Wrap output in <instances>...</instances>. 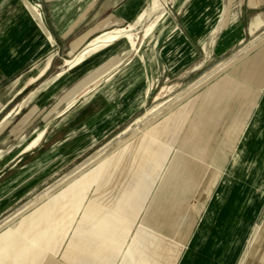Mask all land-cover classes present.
<instances>
[{
    "label": "crops",
    "instance_id": "obj_1",
    "mask_svg": "<svg viewBox=\"0 0 264 264\" xmlns=\"http://www.w3.org/2000/svg\"><path fill=\"white\" fill-rule=\"evenodd\" d=\"M149 1L0 0V99L4 89L11 90L0 101V114L17 98H22L17 109L31 107L44 114L53 107L47 122L37 128L44 130L43 137L30 149L25 148L34 132L21 144L15 140L25 135L35 117L24 113L17 126L0 131V217L94 145L124 129L146 106L152 92L148 78L158 81L164 64L174 73L210 40L219 59L237 49L254 51L264 33V26L256 31L251 27L257 14L264 16V0H180L185 9L178 11L176 27L155 57L116 61L121 44L115 41L68 67L67 60L92 38L133 22ZM31 5H37L39 16ZM103 65L112 72L93 74ZM241 65L240 74L222 75L209 86L189 124L191 161L217 167L203 171L209 180L199 190L204 196L195 221L174 236L168 233L173 223L160 221V230L173 239L138 234L120 264H142L143 256L145 264H264V48ZM89 76L90 81L106 78L84 95ZM20 82L24 84L17 87ZM132 142L120 145L106 161L114 167L126 160L136 146ZM122 148V157L115 159ZM139 162L137 158L138 169ZM194 172L190 177L203 176ZM82 177L88 181L90 172ZM177 186L176 193L185 197L198 190L194 181ZM146 241L154 243L151 248H144Z\"/></svg>",
    "mask_w": 264,
    "mask_h": 264
},
{
    "label": "rangeland",
    "instance_id": "obj_2",
    "mask_svg": "<svg viewBox=\"0 0 264 264\" xmlns=\"http://www.w3.org/2000/svg\"><path fill=\"white\" fill-rule=\"evenodd\" d=\"M151 2L145 20L133 23L138 49L131 48L126 38L117 40L121 46L115 54L116 61L128 58L139 60V57L144 59L149 55L155 57V52L160 53L164 49L172 28L176 27L178 11L185 7L181 6L180 0H159V7L154 10ZM34 6L37 8V5ZM161 14L160 21L144 40L145 27ZM256 17L263 20L264 26V16L257 14ZM258 40L254 51L250 47L237 49L222 59L214 54L210 40L204 48L200 47L195 59L187 66L172 73L164 64L158 81L149 77L147 84H150L152 92L147 104L124 129L94 145L49 183L0 217L1 226L8 216L51 189L46 198L37 199L13 221L0 227V264H120L126 254L124 250L128 251L138 234L157 239L162 234L163 239L170 241L172 236L185 232L191 221H195L204 196L199 190L203 182L209 180L203 171L217 168L213 163L191 161L194 158L192 147L186 142L189 124L197 109L203 106L209 86L222 75L240 74L241 64L261 52L264 33ZM260 47L262 49H258ZM108 70L112 72L108 65H103L97 67L93 74ZM105 78L90 81L92 78L87 77L83 83L86 86L83 94L90 93ZM23 84L20 82L17 87ZM10 91V88L4 89L0 101H5ZM21 100L17 98L11 109L0 114V121L8 114L0 124V131L5 128V132L17 126L24 113L36 118L25 135H19L15 144H21L32 132L33 136L40 132L37 128L47 122L48 113L53 108H48L44 114L31 107L17 109ZM75 101V98L72 99L68 107ZM141 117H145L144 120L135 123ZM167 121H170L169 126ZM132 141H136V146L134 151H128L126 160L114 167L106 161L120 145L129 143L132 146ZM145 142L147 145L143 146ZM123 151V148L120 149L115 159L122 157ZM137 158L140 159L139 169ZM79 168L82 169L76 172ZM192 169L203 176L190 177ZM88 172L91 178L85 181L82 176ZM193 181L198 190L188 192L186 197L176 193L177 185L187 186ZM119 201L122 202L121 208ZM111 215L116 217L115 220ZM160 221L173 223L168 231L172 236L164 235L167 232L160 230ZM86 237L90 241H86ZM151 244L154 243L146 241L144 248H151ZM144 257L142 264L146 262Z\"/></svg>",
    "mask_w": 264,
    "mask_h": 264
},
{
    "label": "bare ground",
    "instance_id": "obj_3",
    "mask_svg": "<svg viewBox=\"0 0 264 264\" xmlns=\"http://www.w3.org/2000/svg\"><path fill=\"white\" fill-rule=\"evenodd\" d=\"M150 6V3L148 2V4L142 9V11L139 13V15L137 16V18L133 21L130 22L127 26H122V27H116V28H112L106 31L101 32L100 34L96 35L94 38H92L87 45L76 55L75 58L71 59V60H67L68 63V67L72 68L75 67L76 65L80 64L82 61L85 60V58L94 51L99 50L101 47L103 46H107L121 38H126L130 44H131V48L134 49H138V45H136V41L134 39L135 34L133 33V23H142L147 14H148V8ZM151 7L155 10L159 7V0H152L151 2ZM31 10L37 15L39 16V12L36 8V6L31 5ZM163 16V14L159 15L157 17V19H155L154 21L150 22L144 30V40L146 38H148L151 34V32L153 31L154 27L156 26L157 22L160 21L161 17ZM161 23V22H160ZM263 24V20H261L260 18L256 17L253 19L251 27L253 30L258 29L259 27H261ZM84 37V36H83ZM91 38V37H90ZM76 43H78L76 41ZM76 45V44H75ZM78 51V50H77ZM69 59V58H68ZM43 70V69H42ZM45 70V69H44ZM74 104V102L71 103V105ZM69 105V106H71ZM145 117H141L139 119L136 120L135 123H139L140 121H143ZM44 135V130L38 132L33 139L29 142V144L26 146V150L30 149L32 147H34L35 145H37V143L40 141V139L43 137ZM99 155V154H98ZM82 168H79L76 172L80 171ZM74 172V173H76ZM73 173V174H74ZM216 174V173H215ZM68 178V177H67ZM51 192V189H47L45 192H43L42 194L38 195L33 201H30L28 204H26L22 209H20L18 212L14 213L11 216H8L4 222L1 224L0 227H3L4 225L8 224L10 221H13L20 213H22L25 209H27L29 206H31L32 204H34V202L37 199H44L46 198Z\"/></svg>",
    "mask_w": 264,
    "mask_h": 264
}]
</instances>
